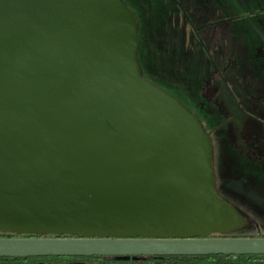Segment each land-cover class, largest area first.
<instances>
[{"label": "water", "instance_id": "1", "mask_svg": "<svg viewBox=\"0 0 264 264\" xmlns=\"http://www.w3.org/2000/svg\"><path fill=\"white\" fill-rule=\"evenodd\" d=\"M137 48L120 0H0V258L264 255L209 238L208 138Z\"/></svg>", "mask_w": 264, "mask_h": 264}, {"label": "rangeland", "instance_id": "2", "mask_svg": "<svg viewBox=\"0 0 264 264\" xmlns=\"http://www.w3.org/2000/svg\"><path fill=\"white\" fill-rule=\"evenodd\" d=\"M120 1L137 24L142 78L173 99L215 112L206 81L211 66L197 39L216 64L233 63L240 79L247 80V72L253 83L264 88V4H251L252 0ZM202 86L204 93L199 91ZM259 170L250 166L234 171L241 182L231 200L244 214V227L234 237L264 238V175Z\"/></svg>", "mask_w": 264, "mask_h": 264}, {"label": "flooded vegetation", "instance_id": "3", "mask_svg": "<svg viewBox=\"0 0 264 264\" xmlns=\"http://www.w3.org/2000/svg\"><path fill=\"white\" fill-rule=\"evenodd\" d=\"M197 42L211 66L206 81L215 112L202 111L192 101L184 102L175 98L174 100L197 120L210 144V175L212 178L206 182L209 180L212 182L214 195L219 200V203L215 205L214 213L221 217V220L219 222L214 220L208 226L214 227L218 223L221 227L211 228L209 238H233L234 232L244 227V214L236 206L237 203L231 200L232 196L236 194L235 189L241 182L234 171L235 169L243 171L246 167L258 166L260 173L264 175V88L253 83V80L248 78L246 71L247 80L240 79L233 63L225 66L216 64L201 41L197 39ZM216 82H221L219 84L222 91L221 100L217 99L219 89L213 85ZM199 91L204 93L205 88L202 86ZM209 207L211 205L208 204L204 210ZM0 215L2 222L6 223L25 221V218L20 220L2 212ZM225 219H227V229L223 230ZM30 222H34V220H30ZM184 223L191 228L204 224L203 221L190 223L187 220ZM102 226H106V224H102ZM160 228L171 229V232H176L177 229L171 222L168 226L161 225ZM178 232L182 233L183 230L180 229ZM0 233L3 235L0 236L1 238L15 237L11 234ZM25 237L36 238L38 236Z\"/></svg>", "mask_w": 264, "mask_h": 264}, {"label": "trees", "instance_id": "4", "mask_svg": "<svg viewBox=\"0 0 264 264\" xmlns=\"http://www.w3.org/2000/svg\"><path fill=\"white\" fill-rule=\"evenodd\" d=\"M3 238H9V237L6 236ZM234 238H238V237H234ZM0 264H264V255L263 256H228V255L163 256V257H134V258H112V257H100V256L26 257V258L20 257V258H0Z\"/></svg>", "mask_w": 264, "mask_h": 264}, {"label": "crops", "instance_id": "5", "mask_svg": "<svg viewBox=\"0 0 264 264\" xmlns=\"http://www.w3.org/2000/svg\"><path fill=\"white\" fill-rule=\"evenodd\" d=\"M251 4H264V0H252Z\"/></svg>", "mask_w": 264, "mask_h": 264}]
</instances>
